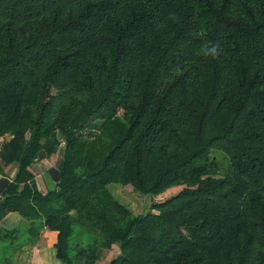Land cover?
Wrapping results in <instances>:
<instances>
[{
	"label": "trees",
	"instance_id": "16d2710c",
	"mask_svg": "<svg viewBox=\"0 0 264 264\" xmlns=\"http://www.w3.org/2000/svg\"><path fill=\"white\" fill-rule=\"evenodd\" d=\"M10 212L0 264L46 229L63 264H264V0H0Z\"/></svg>",
	"mask_w": 264,
	"mask_h": 264
},
{
	"label": "crops",
	"instance_id": "0c3cea01",
	"mask_svg": "<svg viewBox=\"0 0 264 264\" xmlns=\"http://www.w3.org/2000/svg\"><path fill=\"white\" fill-rule=\"evenodd\" d=\"M40 166V165H38ZM45 172V171H44ZM13 176L16 169L10 171ZM45 175V173H43ZM41 179V175L39 176ZM41 182V180L39 181ZM45 184V181H44ZM43 185V179H42ZM22 223L21 215L17 212H10L0 222V228H13ZM57 231L46 229L36 244L23 249L19 255L20 264H63L57 255L56 241Z\"/></svg>",
	"mask_w": 264,
	"mask_h": 264
},
{
	"label": "rangeland",
	"instance_id": "374dc122",
	"mask_svg": "<svg viewBox=\"0 0 264 264\" xmlns=\"http://www.w3.org/2000/svg\"><path fill=\"white\" fill-rule=\"evenodd\" d=\"M61 156V151L57 153V155H55L52 158L46 159V160H42L39 161V163L36 165V173H38V175H41V179L39 176L38 180L41 182V188L44 187V184L42 185V179L44 181V171H46L47 169H49L50 167L56 166L59 157ZM40 165V166H38ZM9 172L11 171L10 169H7ZM180 189H182V186H176L173 187L169 190H167L165 193L160 194L158 196H154L151 194H147V195H142L140 193H138L134 188H132L131 186H122L121 184L118 183H114L111 185V190L114 192V194L124 203L127 205H130L131 208L137 213H143L149 210H152V204L155 201H160L161 199L166 198L170 193H174V192H178ZM156 211V210H154ZM86 240V238H85Z\"/></svg>",
	"mask_w": 264,
	"mask_h": 264
},
{
	"label": "clouds",
	"instance_id": "9594fccd",
	"mask_svg": "<svg viewBox=\"0 0 264 264\" xmlns=\"http://www.w3.org/2000/svg\"><path fill=\"white\" fill-rule=\"evenodd\" d=\"M219 47V45L217 44V45H215L213 48H212V51L215 53V51H216V48H218Z\"/></svg>",
	"mask_w": 264,
	"mask_h": 264
}]
</instances>
